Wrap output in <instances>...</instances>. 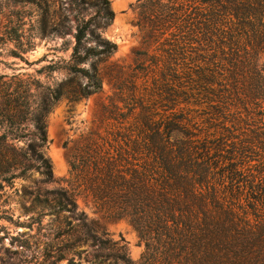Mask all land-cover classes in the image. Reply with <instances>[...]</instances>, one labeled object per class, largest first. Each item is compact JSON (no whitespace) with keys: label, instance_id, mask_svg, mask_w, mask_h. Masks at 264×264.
<instances>
[{"label":"trees","instance_id":"16d2710c","mask_svg":"<svg viewBox=\"0 0 264 264\" xmlns=\"http://www.w3.org/2000/svg\"><path fill=\"white\" fill-rule=\"evenodd\" d=\"M202 2L207 7L199 9L200 21L190 29L197 41L178 46L185 71L173 70L170 110L177 107L179 113L169 121L143 117L141 125L131 124L112 139L89 140L67 157L71 175L85 182V192L101 210L126 219L138 233L145 247L138 264H264V128L241 132L238 117L231 130L216 137L201 135L194 122L199 117L208 124L214 110L225 119L232 108L263 107L264 0ZM79 18L68 71L85 78L81 96L86 97L100 90L97 63L116 46L96 32L98 24ZM254 116L261 123L264 111ZM13 118L0 103V158L16 169L26 154L16 146L21 137L12 129ZM37 131V142L29 147L50 180L47 160L35 152L46 143L45 129L39 125ZM222 168L230 175L218 177ZM222 189L245 194L247 201H227ZM58 206L68 213L76 209L66 193ZM84 243L102 246L90 232ZM75 255L79 261L72 258L67 264H82L81 255ZM113 258L114 264L127 261ZM97 259L83 260L100 264ZM57 260H63L62 253Z\"/></svg>","mask_w":264,"mask_h":264},{"label":"rangeland","instance_id":"374dc122","mask_svg":"<svg viewBox=\"0 0 264 264\" xmlns=\"http://www.w3.org/2000/svg\"><path fill=\"white\" fill-rule=\"evenodd\" d=\"M202 1L0 0L1 109L13 113L12 129L21 137L16 146L26 154L16 169L0 158V264H67L72 258L78 262V253L82 264L92 255L100 264H114L113 256L127 260L123 264L139 263L145 247L136 230L126 219L101 210L85 192V182L71 175L67 157L89 140L112 139L131 124L141 125L143 117L169 121L179 113L177 107L170 110L173 70L185 71L178 46L197 41L190 29L200 21L199 9L207 7ZM79 17L98 24L96 32L116 46L97 63L100 90L86 97L81 96L85 78L68 71ZM261 106L250 104L247 112L232 108L225 119L214 110L208 124L199 117L194 122L201 135L218 137L239 117L240 131L249 134L264 128V117L260 123L254 116L264 111ZM39 125L46 143L35 152L47 160L50 180L29 147L37 142ZM219 170L218 177L231 173ZM228 191L227 201H247L245 194ZM62 193L73 196V213L59 210ZM88 232L101 247L84 243ZM60 253L63 260L58 261Z\"/></svg>","mask_w":264,"mask_h":264}]
</instances>
